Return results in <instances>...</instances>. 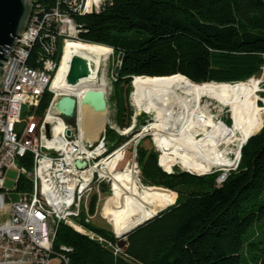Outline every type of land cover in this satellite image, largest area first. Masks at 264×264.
Listing matches in <instances>:
<instances>
[{
    "label": "trees",
    "instance_id": "trees-1",
    "mask_svg": "<svg viewBox=\"0 0 264 264\" xmlns=\"http://www.w3.org/2000/svg\"><path fill=\"white\" fill-rule=\"evenodd\" d=\"M32 1L36 11H51L58 2ZM60 9L76 21L75 40L113 49L118 77L127 82L129 91L134 76L166 78L180 73L196 83L217 82L246 76H242L246 68L231 72L236 66L231 63V69L226 63L236 62L233 57L257 58L256 66L263 62L264 0H106L91 13L69 11L62 2ZM45 29L30 48L31 66L39 67L48 57L58 62L62 58L64 39L57 36L55 25ZM53 95L46 91L31 113L44 117ZM241 114L236 118L243 127ZM119 116L120 127L131 125V116L127 121ZM143 123L139 120L136 128ZM253 133L237 167L221 183L219 170L168 172L172 169L159 164L157 152L138 144L143 181L173 191V203L131 230L125 240L110 229L84 222L95 235L91 238L61 221L55 229L52 256L65 254L69 264H264V113L259 129L246 132L245 140ZM129 137L106 126V154ZM18 163L32 169L33 155L19 157ZM31 189L32 181L20 174L15 191ZM114 198L109 197L104 206L106 223L112 224L117 210ZM122 208L118 218L126 211L125 199ZM258 228L261 233H256Z\"/></svg>",
    "mask_w": 264,
    "mask_h": 264
},
{
    "label": "built area",
    "instance_id": "built-area-1",
    "mask_svg": "<svg viewBox=\"0 0 264 264\" xmlns=\"http://www.w3.org/2000/svg\"><path fill=\"white\" fill-rule=\"evenodd\" d=\"M105 1L58 0L51 11H36L35 7L27 29L4 66L0 86V264H69L65 254L52 256L55 229L61 221L95 238L83 226L84 222L92 223L93 185L104 178L99 172L92 173V164L122 151L123 146L106 154L105 134L92 144L82 135L78 117L74 125L69 124L55 111V119L48 120L60 97L53 83L63 55L59 62L48 57L39 67L31 66L28 59L32 44L41 32L47 31L46 26H56V34L64 39V45L77 38L76 21L69 12L61 11V2L69 11L91 13L99 11ZM51 37L55 39V34ZM46 91L54 95L41 118L31 110L39 105ZM46 123L50 125L49 133ZM68 129L71 135H67ZM142 138L143 134L138 133L136 143ZM27 153L33 155L32 169L17 164L18 158ZM134 163L138 168L136 155ZM10 167L32 181L31 191H16L17 196H12L15 189L5 188ZM227 175L223 172L218 182Z\"/></svg>",
    "mask_w": 264,
    "mask_h": 264
},
{
    "label": "bare ground",
    "instance_id": "bare-ground-1",
    "mask_svg": "<svg viewBox=\"0 0 264 264\" xmlns=\"http://www.w3.org/2000/svg\"><path fill=\"white\" fill-rule=\"evenodd\" d=\"M65 48H67L66 53ZM65 48L63 66L59 68L53 83V89L58 95L81 96L88 89L106 90L107 82L101 69L109 53L102 48L83 45L80 40L75 39L68 40ZM73 54H80L90 62V74L74 85L66 81L69 61ZM158 77L164 76H136L135 78L136 83L141 87L136 101L148 105L156 113L154 121L145 125L143 130L147 126L146 130L158 135L161 148L160 164L165 169L172 165L165 166L161 160L172 164L180 163L185 169H201L202 165H213L219 168L234 166L240 156L241 144L245 140L242 130L237 121L228 125L223 120H215L209 110L208 102L203 103V100L204 98L216 99L223 106L230 107L236 114L247 98L253 94H259L260 81L251 79L254 82V90L248 96H244L240 94L241 92H237L238 86L228 82L196 83L180 73L166 78ZM90 102V108L79 109L78 120L82 135L93 144L98 139V131L103 130L106 117L100 110L98 99L93 101L91 99ZM94 109L97 111H92ZM55 111L56 109L53 108L47 117L48 120L55 119ZM232 144L237 145L234 153H232ZM119 152L120 150L102 159L101 162L92 164V173L99 172L102 177L111 179L115 195L126 196L128 199L127 210L117 220V232L115 231L118 235H122L134 225L149 218V214L152 213L150 208L153 207V211L156 210L158 213L169 201L149 200L151 205H147L145 202L141 204L136 200L137 185L138 182L141 183V180L139 177L137 180L135 175L137 172L135 163L130 166L129 180L123 177V170H115L114 173L103 171L102 166L109 159L115 158Z\"/></svg>",
    "mask_w": 264,
    "mask_h": 264
},
{
    "label": "rangeland",
    "instance_id": "rangeland-1",
    "mask_svg": "<svg viewBox=\"0 0 264 264\" xmlns=\"http://www.w3.org/2000/svg\"><path fill=\"white\" fill-rule=\"evenodd\" d=\"M105 50L109 53V56L104 61V63L105 62L106 63L105 64L103 63L101 72H103L106 82H107L106 96H107V104H108V109H109V113L107 117V127L109 126L115 129L120 134L130 135V137L124 143L121 144V146H123L122 151L120 150V152L115 158L109 159L102 166L101 169L105 171L106 173H114L115 170H123V177L126 180H129L128 176L130 175V169H131L130 166L133 164V159L135 155L137 158V153L135 154V151H134L135 143L137 140V134L141 133L142 127L144 125H148L154 121L156 117V113L154 109L149 108L148 105L144 103H139L136 101L138 94L141 92V87L140 85L136 83V78L131 80L130 86L132 90L129 91L127 82H125L123 79H119L118 77V72H117L118 59H117L116 54L114 53L113 49L111 51L107 49ZM66 51H67V48H65V53ZM63 55H64V52H63ZM233 60L236 62H233V61H228V62L226 61L227 63L225 62L226 64H228V67L231 69H232L233 64L236 66L233 70H231V72L237 73V71H240L241 73L242 71L240 69L246 68L247 70L243 71L244 75L241 74L242 76H245V75L246 76L242 79H231V80H224V81L215 80V81L228 82V83H232L233 85L238 86L237 92L239 93L241 92L240 94L242 95L244 94V96L246 95L248 96L254 90V87H253L254 82L251 81V79H256L260 81L259 94H253L249 98H247V100L244 103H242V105L240 106L238 110L239 112L242 111L241 121H242L243 127L240 125L239 126L244 136L246 132L255 131L259 129L261 125V117L263 115V110H264V56L262 57L263 62L257 66H256L257 58L248 59V58H242V57H233ZM230 90L232 89L230 88ZM205 102H208L209 110L214 115L215 120H223L228 125H231L234 123V121H237V118H236L237 113L236 114L235 112L233 113V110L230 107L223 106L216 99L204 98L203 103ZM120 114H121V117L125 119V121H127L128 118L131 116V125L129 127L123 128L119 126L118 121L120 119V116H119ZM44 117H41V118H44ZM141 119H144L145 123H143L141 127L138 129L136 128L137 123ZM68 123L75 124L76 121L74 123H70V122ZM101 128L99 129L100 131H101ZM146 131L149 132L150 135H145L144 138H142L138 142V144L140 147H143L148 150H154L155 152H157L159 154V161H160V157H161L160 149L161 148H160V142L158 141V135L152 134L148 130ZM98 133H99V136L97 138L99 139L101 135L106 133V128L104 131H101V132L98 131ZM96 142L97 141H95L94 143ZM116 148H118V146ZM231 148L233 151L232 153H234L235 149L237 148V145L232 144ZM239 161L240 159H238L237 163L234 166L229 167V168H219V167H214L213 165H209V166L202 165L200 167L201 169L192 168L189 170L194 171V172L209 171L208 173L219 170L221 174L223 172L230 173L231 170L237 167ZM165 162L168 163V165H172L168 169L173 170L175 168H178L181 170H185V168H183L180 163L172 164L168 161H165ZM17 164L19 165L18 162ZM137 170H139V176L137 172L135 175L137 176V180H138V177L141 180V183L138 182L137 190H136V200L138 202H140L141 204L145 202V204L151 205L149 200H156L158 202H163V200H166L167 202L169 201L168 203H165V207L173 203V195H174L173 191L167 188H156V186L143 181L144 179H143L141 167L139 164H138ZM18 177H19V170L17 168L10 167L6 173L5 188L14 190ZM12 196L13 197L17 196L16 191L12 192ZM111 196L115 197L114 199L117 202L115 203L117 210L116 212H113V215H112L113 226L108 221L106 223L105 211H104V206L107 203V199ZM120 199L123 202V207H124V199L126 200V207H128L127 197L126 196L117 197L115 195V191L113 192L111 179L109 180L108 178H103V180L99 182L98 184L94 183L93 188H92V199H91L92 223L97 227H104V228L112 230L115 233V231H117V220L119 219L118 215L123 209L122 202ZM150 210L152 213L149 214V217L157 213L156 210L153 211L154 210L153 207L150 208ZM115 223H116V229H115ZM256 233H261V229L258 228ZM120 238H123L125 240L126 237H120Z\"/></svg>",
    "mask_w": 264,
    "mask_h": 264
},
{
    "label": "water",
    "instance_id": "water-1",
    "mask_svg": "<svg viewBox=\"0 0 264 264\" xmlns=\"http://www.w3.org/2000/svg\"><path fill=\"white\" fill-rule=\"evenodd\" d=\"M34 9H35V5L32 0H0V86H1L2 75L4 72V66L7 60L9 59L12 50L18 44V39L23 36L22 33L27 29L30 19L34 13ZM89 74H90L89 60L80 54H73L70 58L68 70L66 74L67 83L72 85L77 84L82 78L87 77ZM91 99L92 101L94 99H98L100 103V110L106 117V121L103 125V130H102L104 131L107 126V117L109 113L106 90L88 89L81 96L62 94L55 103L56 113L66 121L70 123H74L79 115V109L84 110L85 108L91 107L90 106ZM92 111L96 112L97 109H94ZM146 128L144 130H146ZM46 130L49 133L50 125L48 123H46ZM71 133H72L71 129H68L67 135H71ZM254 134L255 133L248 136L246 140L241 144L239 159L241 158V150L244 144ZM145 135H150V133L145 131L143 133V136ZM137 144L138 142L135 143V147H134L135 153H136ZM77 164L79 165L78 162ZM166 171L172 172L173 170L171 171L166 170ZM183 171H187L190 173H197V174H206L209 172V171L194 172L189 169H185ZM158 213L134 225L132 228L124 232L122 235H118L115 232L116 236L125 237L131 230H133L140 224L144 223L145 221L151 219L152 217L156 216ZM8 264H13V263H8Z\"/></svg>",
    "mask_w": 264,
    "mask_h": 264
}]
</instances>
